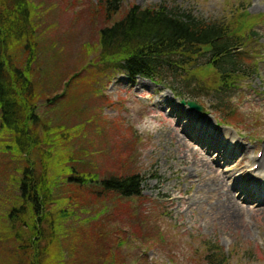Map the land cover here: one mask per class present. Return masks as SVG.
I'll return each mask as SVG.
<instances>
[{"label":"rangeland","instance_id":"374dc122","mask_svg":"<svg viewBox=\"0 0 264 264\" xmlns=\"http://www.w3.org/2000/svg\"><path fill=\"white\" fill-rule=\"evenodd\" d=\"M98 1L35 0L41 36L39 58L33 64L34 76L41 80L39 110L52 124L83 131L74 143L85 171L105 178L135 174L142 181V196L116 201L108 210L94 199L87 203L90 210L76 231L68 227L69 221L59 219L63 228L59 224L54 228L67 236L50 241L47 251L68 259L69 264H85L77 256L85 255L91 262L97 240L110 246L121 264H211L205 252L217 246L227 257L226 264H264V202L247 201L241 191H230L238 174L248 171L264 152V22L252 30L256 36L249 43L252 53L259 55L257 72L238 91L230 92L222 113L211 108V97L203 98L202 113L191 111L166 84L138 77L131 80L121 73L99 75V85L86 87L79 82V92L92 94L77 99L73 111L63 109L54 105L64 101L57 95L66 83L71 86L84 74L80 65L90 61L84 53L91 49L93 55L98 45L101 20L92 17ZM161 2L191 10L194 17L210 22L229 19L232 5L238 4L250 16L264 15V0H122V7H151ZM19 57L22 60L23 54ZM233 108L238 121L224 116ZM95 113L102 122L83 128L81 119L95 118ZM145 115L160 124L154 134L141 135L134 127ZM207 123L210 130L224 135L220 138L225 144L228 138L240 144L241 152L215 156L208 133L197 131ZM10 142L0 131V264L16 251V242L6 235V215L19 195L12 154L2 149ZM62 192L55 204L64 207ZM230 203L234 215L226 210ZM59 209L51 208L54 220ZM14 263L20 264L19 259Z\"/></svg>","mask_w":264,"mask_h":264},{"label":"trees","instance_id":"16d2710c","mask_svg":"<svg viewBox=\"0 0 264 264\" xmlns=\"http://www.w3.org/2000/svg\"><path fill=\"white\" fill-rule=\"evenodd\" d=\"M246 10L243 4L232 5L229 19L210 22L165 2L123 8L122 0H99L92 7V17L101 20L96 31L98 45L93 47V55L91 49L84 53L90 57L80 65L84 74L71 86V82L64 85L57 95L64 101L54 105L73 111L77 99L92 94L79 92V82L86 87L99 85V75L121 73L131 80L138 77L166 84L178 100L202 107L203 98L211 97V108L222 113L230 92L238 91L245 79L257 72L259 55L252 53L249 43L256 36L252 30L264 22V15L250 16ZM38 13L35 0H0V131L11 138L2 149L12 154L19 192L16 205H11L6 215V235L16 242V251L2 264H16V259L20 264H69L68 259L47 251L50 241L67 236L54 228L56 224L63 228L59 219L69 221L68 227L76 231L81 217L90 210L87 203L94 199L108 210L116 201L142 196V181L135 174L105 178L85 171L74 143L83 131L52 124L40 112L41 80L35 78L33 69L41 41ZM98 111L101 113V108ZM231 111L224 116L238 121L233 115L236 110ZM96 115L98 118L81 119L80 125L85 128L102 122ZM59 191H63L64 207L55 204ZM54 207L61 208L57 215L53 213L56 220ZM95 246L91 262L82 254L77 259L85 264H121L110 246L97 240ZM205 253L211 264H226L227 257L217 246Z\"/></svg>","mask_w":264,"mask_h":264},{"label":"bare ground","instance_id":"6f19581e","mask_svg":"<svg viewBox=\"0 0 264 264\" xmlns=\"http://www.w3.org/2000/svg\"><path fill=\"white\" fill-rule=\"evenodd\" d=\"M197 123L200 124V121L198 120ZM208 130H210L209 123H207L205 129L199 128L197 131L201 132L202 134L208 133L210 150L214 149L215 156L218 154V157L220 156V158H222L223 157L222 154H223L225 156L232 157L235 156L238 152H241L240 144L237 145L236 142L233 143L231 138H228V142L225 144L224 141H222L220 138L224 136L222 133H218L216 129H211L210 131ZM204 141L206 140L204 139ZM256 160H257L256 163L257 169L255 171H251L252 169L251 170L249 169L248 171L244 169L243 171H241L234 182V186H233L234 189L231 187L230 191L233 190L241 191L240 195H245L246 196L245 200L247 201L256 200L259 202L261 201V203H263L264 195L262 194L264 192V152H262L260 159L258 158ZM224 178L227 177L224 176ZM223 181H224L223 179L222 181H220L221 185H223ZM228 193L231 194V192ZM257 205L260 206V204ZM226 210L228 213H231V215H234L236 213L234 205L232 203L228 204Z\"/></svg>","mask_w":264,"mask_h":264},{"label":"clouds","instance_id":"9594fccd","mask_svg":"<svg viewBox=\"0 0 264 264\" xmlns=\"http://www.w3.org/2000/svg\"><path fill=\"white\" fill-rule=\"evenodd\" d=\"M135 129L141 135L154 134L160 127L159 122L149 115H145L134 125Z\"/></svg>","mask_w":264,"mask_h":264},{"label":"water","instance_id":"95a60500","mask_svg":"<svg viewBox=\"0 0 264 264\" xmlns=\"http://www.w3.org/2000/svg\"><path fill=\"white\" fill-rule=\"evenodd\" d=\"M186 104L189 106V108H190L191 110L202 111V108L199 107L198 105H196V104L193 103V102H187Z\"/></svg>","mask_w":264,"mask_h":264}]
</instances>
